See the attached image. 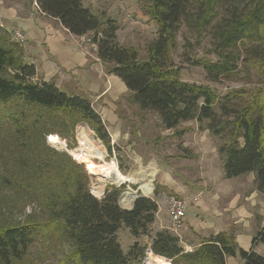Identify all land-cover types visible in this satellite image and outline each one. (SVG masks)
Wrapping results in <instances>:
<instances>
[{
	"label": "trees",
	"instance_id": "trees-1",
	"mask_svg": "<svg viewBox=\"0 0 264 264\" xmlns=\"http://www.w3.org/2000/svg\"><path fill=\"white\" fill-rule=\"evenodd\" d=\"M32 1L71 34L95 41L107 71L129 90L127 101L141 111L154 112L164 129L180 134L185 129L178 130V125L195 121L199 129L205 124L203 129L221 138L227 124L232 125L229 139L218 146L223 176L252 172L257 191L264 194V86L234 111L227 103L237 98V91L219 95L207 85L183 80L170 56L180 24L196 33L212 27L215 59L194 63L209 81L234 75L237 45L264 42V0H230L232 8L219 21L220 0H143L144 14L157 25L145 59L139 58L135 47L118 42L117 20L93 11L92 2L84 7L83 0ZM11 32L0 27V200L14 193L41 202L50 228L73 249L74 258L65 264H141L147 251L174 264H226L227 257L236 255L244 264H264V254L253 249L264 243V227L255 233L248 250L222 231L200 238L197 246L185 251L174 232H150L158 210L154 199L139 195L130 208H123L118 202L122 185H107L101 198L94 196L83 166L48 141L63 146L61 139L73 137L76 124L85 122L111 155L105 124L88 98L68 94L53 81L35 79L34 65L24 60L23 45L11 39ZM233 115L231 123L222 119ZM122 227L136 238L127 253L117 241ZM43 229L31 224L0 227V264L22 260ZM146 236L149 241L140 244L139 238Z\"/></svg>",
	"mask_w": 264,
	"mask_h": 264
},
{
	"label": "rangeland",
	"instance_id": "rangeland-1",
	"mask_svg": "<svg viewBox=\"0 0 264 264\" xmlns=\"http://www.w3.org/2000/svg\"><path fill=\"white\" fill-rule=\"evenodd\" d=\"M142 1L143 0H83L82 3L84 7H88L92 2L91 5L93 11L98 13L100 12L106 16L115 18L119 27L116 32L118 42L124 46L135 47L138 50L139 58L145 59L147 55V44L157 36V25L147 15L144 14L143 9L141 8ZM229 1L230 0L219 1V5L216 6V10L218 13L216 21H219L222 17H226L228 15L227 9L230 7L228 4ZM234 4L236 3L234 2L232 5ZM0 5L4 6L0 9V27L3 30L15 28L23 31L21 28L17 27L18 25L16 21L18 20V18H25V13L30 12L31 9L33 12V9L37 8L35 2L33 3L32 0H0ZM231 8L232 6L229 9ZM131 19L139 20V25L135 26L130 24L129 21ZM13 30H10V32ZM213 31L214 30L212 27H208L204 31L196 33L189 30L183 24H180L176 32L175 43L170 49L171 60L174 66L180 69V76L185 81L207 85L211 87V89L215 90L219 95H224L231 91H237V98L234 101L227 103L228 107L230 109H234L235 111V109L238 110L244 107L248 103L250 95L264 86V42L261 41L254 44H248L247 42L239 43L235 48V53L239 58L235 74L226 77L221 76L216 81H209L203 68L199 65H196L194 61L201 58L207 60L215 59L214 55L212 54L213 48L215 46V39H213L212 36ZM73 36L75 38V35ZM92 52L93 56L95 57V54L97 53L96 50H92ZM89 56L94 61L102 63L100 58L99 61H97L92 55ZM222 119L227 123H231L232 121H234L235 117L233 115L227 116ZM159 123L160 120L158 116L154 112H148L149 127L144 128V130H150L149 132L154 131V134H143L142 149L145 153L146 151L155 152L158 155V160L162 162V166L163 164H165L163 160L169 162V165H172L173 163L170 161L171 157L164 155L165 150L167 152L170 151V153L173 152L174 154H177L179 152H190L181 149V142L177 145L178 147L175 146L174 148L173 146H171L172 143H175L173 142L174 140L171 139L174 137H168V142H166V144H161L162 135L160 134ZM80 125L86 126L87 130L90 132L89 139H85L82 142L80 141V137L78 134ZM150 125L155 127L152 128ZM204 125L205 124H202L201 128L199 129V126L195 121H187L182 122L180 124V127L188 126L187 134L190 136L187 138L188 141H190L191 145L199 146L198 141L202 139V132L206 130L203 129ZM130 126L131 128L134 127L131 124ZM226 127V131L221 137L223 139L212 135L207 130L210 135V139H207V141L211 142L206 143V146L207 148H209V150L212 147H216V151H218V146L221 144V142H223L221 140L227 141L229 139L232 125L227 124ZM178 137L179 136L174 138L175 141H181L182 138L180 139ZM61 140L63 142V146H54L53 144L49 143V141L48 144L58 151L66 152L72 160L83 166L84 170L89 176L90 192L97 198L102 197L107 185L116 186L118 183L123 182H100L99 175L91 169L92 165H104L112 161L116 163L117 169L124 176H135L136 180H133L135 184H129V186L134 189L136 193H141V195L145 194L153 197L154 194L156 195L164 190V187L157 184L158 180L156 177L158 172L155 171V164L144 163L145 161L139 164L133 162L129 163L126 152L131 157H134V153H132V150L135 151L136 148H131L130 150H128L126 145L122 144L121 147H123V149L125 150L119 149V151H117V149L114 148L113 151L116 150V152L113 153L112 151L111 155L108 154L105 146L95 136L94 131L85 122L76 124L73 130V137L70 134L69 138ZM240 142H242V139H240ZM95 145L102 148V151L104 153L103 157H97L95 156V154H92ZM79 149H84L88 153L87 162L81 163L77 161L76 153ZM212 152L214 154V151ZM217 157L219 166V164L222 163V157L221 155H219V153L217 154ZM188 162L191 164L192 169L197 172L194 175V182L200 183V186L197 187V189L203 190L202 188L204 187V183L198 182L200 180H198L197 178L200 173L198 172L200 171L198 160L192 158L189 159ZM191 166L189 167L190 169ZM168 170L170 171V168H168ZM174 171H176V169ZM147 174L149 175L146 176ZM164 174L169 178L168 180H171L170 178L172 175L170 172ZM158 175H160V173H158ZM139 176L143 177L144 181L140 180ZM145 182L150 183L151 189L144 190L142 188V184ZM171 184L169 188L176 192V194H179L177 190L178 186L174 183ZM121 185L125 186L124 184ZM155 186H157L156 190ZM97 188L99 192L95 190ZM164 192L165 195L163 194L162 197H164L167 203L168 197L172 194H168L166 191ZM188 192L191 193L190 190ZM190 193H188V196L191 195ZM197 198L203 202V206H198V204H196L195 200ZM205 208H210V201L208 195H205L203 197L202 193H200L195 199H190L185 208L184 220H187L190 226L195 228L196 232H200L199 227H197L196 230V224L198 221H200L201 219H207V217H213V213L207 211ZM48 218L49 216L47 215L45 206L35 199H25L19 195H15L14 193H7L6 197L0 200V227L7 225L31 224L38 225L39 227L44 228L43 231L46 232V234L45 232L42 233L41 238H39L29 248L26 256L22 260L14 262L13 264H65L67 259L71 260L74 258L73 249L70 243L57 236L56 232L53 231L52 228H50L51 225L50 223H48ZM185 228L186 222L185 227L180 231H183ZM150 232H152V230H150ZM116 235L117 241L119 242L122 251L124 253H127L130 249V246L136 241V238L132 236L129 230L125 227L120 228ZM181 235L182 238H184L183 234ZM148 241L149 237L147 236L139 238V243L142 245L147 243ZM263 253L264 251L261 252V254Z\"/></svg>",
	"mask_w": 264,
	"mask_h": 264
},
{
	"label": "crops",
	"instance_id": "crops-1",
	"mask_svg": "<svg viewBox=\"0 0 264 264\" xmlns=\"http://www.w3.org/2000/svg\"><path fill=\"white\" fill-rule=\"evenodd\" d=\"M2 7L4 6L0 5V9ZM25 14V18H18L16 23L26 35V41L23 44L24 60L34 65L35 79L53 81L57 87L68 94H79L88 98L105 124L113 149L125 150L121 144L126 145L128 150L136 148V152L132 150L134 157L126 152L129 163L139 164L145 161L144 163L155 164V171L160 173V175L157 173V184L164 187V190L154 194L153 197L144 194L154 199L158 205L154 222L151 225V233L162 229L171 231L167 203L162 195H165L164 191L168 194H176L169 188L170 184L174 183L178 186L179 194L177 195H189V190L191 197H196L200 193L203 197L208 195L210 208L205 209L213 213V217L197 222L196 230L199 227L200 232H196L195 228L185 220L186 228L175 233L179 236L185 250L197 246L200 238L222 231L232 234L239 247L245 250L250 249L253 236L264 227V194L256 189L254 173L224 178L222 163L218 166L216 147L211 146L209 150L206 146V143L210 142L207 141L210 139L207 130L202 132L205 137L201 134L202 139L198 141L199 146H194L187 139L190 137L187 134L188 126L178 125V130L185 129V131L173 134L174 130L164 129L160 122L161 144H166L168 137L179 136L178 138H182L181 141L171 138L175 142L171 146L175 148L181 142V149L190 152L174 154L165 150L164 155L170 156L173 164L169 165V162L163 160L165 164L162 166L155 152L146 151L145 153L142 149L143 134H154V131L144 130L149 127L148 112L139 110L136 105L127 101L130 92L120 78L110 74L103 63L94 61L84 53L74 36L57 19L45 15L38 8L33 9V12L31 9ZM13 29L15 28L7 30ZM130 124L134 127L131 128ZM192 158L199 162L200 171L198 172L200 173L197 178L200 180L198 182L204 183L203 190H198L200 183L194 182V175L197 172L188 162ZM168 172L172 175L171 180H168L169 178L164 174ZM131 176L135 178L134 175ZM195 202L198 206H203L200 199L197 198ZM253 249L261 254L264 251V243L255 244ZM226 264L244 263L236 255L227 257Z\"/></svg>",
	"mask_w": 264,
	"mask_h": 264
},
{
	"label": "built area",
	"instance_id": "built-area-1",
	"mask_svg": "<svg viewBox=\"0 0 264 264\" xmlns=\"http://www.w3.org/2000/svg\"><path fill=\"white\" fill-rule=\"evenodd\" d=\"M138 21L139 20H137V19H131L129 22L132 25L138 26L139 25ZM10 37L13 41H15L21 45H23L25 42V35H24L23 31H21L19 29L13 30L10 33ZM75 38H76V42L78 43L80 48L85 53H87L88 55L93 56L92 50L97 51V43L95 41H93L91 38H89L87 35H85V34L79 35V36H75ZM94 59L99 61V57L97 56V53L95 54ZM112 151H113V149H112ZM121 184H124L125 186H124L122 192L120 193V196L118 198V202H119L120 206H122L123 208H129L132 205L133 200L137 196L141 195V193L140 194L136 193V191H134V189H132L129 186V184H135V182H133V179L120 182L116 185V187L121 186ZM196 197H191V196H188L186 194H184V195L172 194L168 197L167 208H168L170 224H171L170 228H171L172 232L177 233L185 227V222H184L185 221L184 220L185 208L188 204V201H190V199H192V198L195 199ZM191 250L192 249L185 250V251H191ZM152 259H158V260H160V262H157V260L152 261ZM141 264H173V262L169 259H165V258L156 256V255H153L152 253L147 251L145 253L144 257L142 258Z\"/></svg>",
	"mask_w": 264,
	"mask_h": 264
},
{
	"label": "bare ground",
	"instance_id": "bare-ground-1",
	"mask_svg": "<svg viewBox=\"0 0 264 264\" xmlns=\"http://www.w3.org/2000/svg\"><path fill=\"white\" fill-rule=\"evenodd\" d=\"M89 131L87 130L86 126L84 125H80L79 129H78V134L80 137V141L82 142L85 139H89ZM87 152L84 149H79L76 153V159L77 161L81 162V163H85L87 162ZM92 154H95V156H99V157H103L104 153L102 151L101 147L98 146H94V151L92 152ZM91 169L99 175L100 178V182H106V181H112V182H116V181H124V180H136V178L133 177H128V176H124L123 174L120 173V171L117 169L116 167V163L114 161L110 162V163H106V164H96V165H92ZM147 176V175H146ZM150 177V176H149ZM139 179L144 181L143 177L139 176ZM150 183H143L142 184V188L144 190H149L150 188ZM101 188V187H100ZM97 192H99L98 188L95 189ZM153 260H157V262H160V260L158 259H152Z\"/></svg>",
	"mask_w": 264,
	"mask_h": 264
}]
</instances>
